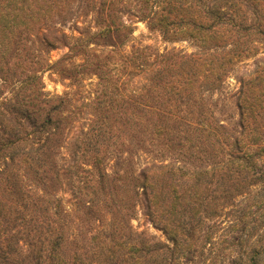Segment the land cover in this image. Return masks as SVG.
I'll return each mask as SVG.
<instances>
[{
  "label": "trees",
  "instance_id": "trees-1",
  "mask_svg": "<svg viewBox=\"0 0 264 264\" xmlns=\"http://www.w3.org/2000/svg\"><path fill=\"white\" fill-rule=\"evenodd\" d=\"M121 2L0 0V264H182L185 255L192 249L196 253L197 247L183 238L176 225L175 208L163 209L154 191V180L168 172L189 181L215 169L225 170L231 181L238 177L246 180L243 184L233 183L226 197L235 214L227 236L240 230L245 239L239 242L241 236L236 241L246 245L244 261L233 259L231 264H264V236L251 240L257 228L264 225V170L257 162L264 156V125L260 124L264 119V63L243 86L241 131L233 138L226 161L215 163L210 171H197L177 158L154 163L135 179L136 197L139 188L148 194L149 221L173 247L137 233L130 224L125 225L122 217L118 221V211L111 209L107 212V227H102L88 245L81 244L80 252L66 254V225L53 218L64 212V202L55 194L63 177L58 160L76 124L82 122L72 165L77 176L86 172L85 167L94 166L104 169L103 176L107 177L104 155H109L114 141L124 137L133 139L132 148L144 153H151L149 139L160 145V139L167 138L163 147L181 153L180 149L186 147L184 141L193 134L196 116L207 122V114L168 106L188 103L197 84L212 80L253 53L236 44H248L254 37L264 44V0H139L132 16L150 31L160 32L165 40L189 39L205 47L231 44L233 49L227 52L231 60L225 64L212 59L214 54L207 48L195 54L177 49L154 54L149 46H134L128 56L131 73L134 77L141 75L143 83L135 84L127 96L122 92L123 81L120 84V78L114 80L104 58L87 50V45H97L99 40L115 47L133 35V20H125L117 9ZM75 3L83 4L84 15H95L97 31L86 32V41L83 35L70 37L62 29L76 14ZM71 40L86 46L75 52L84 57L80 64L69 62L75 49ZM65 48L68 52L52 62L51 52ZM46 72H55L64 82L69 81L66 87L71 89L89 73L95 76L98 81L85 97L88 112L77 110L75 105L80 99L74 98L76 90L49 95L43 81ZM212 127L218 130L221 126ZM78 181L76 200L84 196L83 181ZM258 185L259 190L253 189ZM186 194L188 190L175 194L174 201L179 202ZM240 197L242 200L237 201ZM198 209L193 206V219L200 217ZM133 211L135 216L136 206ZM257 221L261 222L257 225ZM127 231L134 242L126 240ZM221 241L214 238L208 242L210 255L214 254L210 264ZM204 248L202 244L198 250Z\"/></svg>",
  "mask_w": 264,
  "mask_h": 264
},
{
  "label": "rangeland",
  "instance_id": "rangeland-1",
  "mask_svg": "<svg viewBox=\"0 0 264 264\" xmlns=\"http://www.w3.org/2000/svg\"><path fill=\"white\" fill-rule=\"evenodd\" d=\"M138 3H140L139 0H122L119 8H117L124 15L125 20L128 22L133 20L134 32L130 38L123 40L120 44H115V47L106 46L101 40L97 45H87V50L90 53L99 54L104 58L114 80L120 78V84L123 81L125 90L122 92L127 96L135 84L143 83L141 75L134 77L131 73L132 64L128 56H130L134 46H149L151 53L154 54H161L166 50L173 49L181 50L187 54H195L203 53L207 48L214 54L212 59L215 61L226 64L231 60V56L227 53L233 49L231 44L213 43L205 47L189 39L165 40L160 32L150 31L144 22L132 16L137 10L136 4ZM74 9L76 11L75 16L65 26H62V29L70 37L79 38L83 35L84 41H86V32L91 34L97 31L95 15L88 12L84 15L82 3H75ZM84 11L86 12V10ZM254 38L248 44H236V47L247 49L253 53L239 59L231 69H227L225 72L223 70L212 80L197 84L193 98L188 103L183 101L179 105L171 104L168 106L172 110L190 109L207 114V122H203L202 118L196 116L197 124L194 125L193 134L188 137L190 140L184 141L186 147L180 149L181 153L171 152L163 147V144L167 143V138H161L160 145H157L156 142L152 143L149 139L147 146L151 153L149 151L144 153L132 148L133 139L129 140V138L124 137L114 141L116 144L110 147L109 155H104L107 159L104 164L107 177L103 176L104 169L94 166L85 167L86 172L77 176L72 165L78 150L76 139L81 130L82 122L76 124V127L70 132L67 143L61 150L58 160L63 177L55 194L63 200L64 212L58 213L59 215H55L53 218L56 222H64L66 225L65 233L66 239H68L66 254L73 255L80 252L81 244L88 245L87 242L95 237L102 227L106 228L110 220V215L107 212L111 209L118 211V221H121L122 217L126 221L125 225L130 224L137 233H144V236L152 242L159 241L173 247L163 232L149 221L146 215L148 194L144 189L139 188L138 197H136L135 179L143 175L144 170L152 164L168 163L177 158L186 162L188 168L197 171H203L205 168L210 171L215 163L227 160L233 147V138H237L241 131L240 105L243 86L253 76L257 67L264 63V44L259 42L260 40L256 37ZM70 42L72 45L74 44L75 49L73 50L74 56L69 62L80 64L84 57L83 55H75L77 54L75 52L79 48H86V46L77 44L75 40ZM66 52H68L67 48L52 51L50 54L52 62H56ZM43 81L45 91L52 96L63 95L65 92L76 90L74 98L80 99V102L75 105L77 110L88 112L86 109L88 101L85 97H88V93L93 91L98 79L89 73L84 77L82 83L74 89L67 88L69 81L64 82L55 72H46ZM262 88H264V84H262ZM260 90L257 88L258 92ZM124 106L128 107L129 104L126 103ZM260 124L264 125V119H260ZM216 125L221 127L218 130L213 129V127L211 129V126ZM202 130L204 133L200 132ZM126 134H129L128 131ZM191 147L193 148L190 149ZM257 162L264 170V156L257 159ZM242 178L238 177L235 181H231L225 170L215 169L214 172H208L199 179L189 181L179 180V176L173 177L168 172L165 177L159 176L156 181L154 180V191L160 196V204L163 209L173 210L175 208L176 225L183 238L191 242L193 248L197 247L196 253L192 249L191 253L185 255L182 264H210L209 260L214 257V254L210 255L211 252L207 246L208 242L214 238L217 242L221 241L220 238L226 239L227 242H223V240L222 243L220 242V249L217 256L211 260V264H231L233 259H243L242 255L246 245H244V241L243 244L236 241L243 236L242 231L237 230L234 234L227 236L230 222L233 220L232 216L235 214L232 212L231 202L226 199L229 191L233 190V183L243 184L246 181ZM176 179L179 181L176 182ZM78 180L83 181L81 187L84 196L76 200L74 198L76 188L80 186ZM173 187L178 189L174 191ZM253 189L259 190L260 186H254ZM187 190L188 194L185 197L181 198L179 202L174 201L175 194L182 195ZM241 200V197L237 198V201ZM85 205L89 209L83 208ZM134 206H136L135 216H133ZM193 206L199 208L200 217L192 218ZM253 210L255 211V208ZM57 211H59L58 208ZM260 222L255 223L258 225ZM262 236H264V225L257 228L251 240L257 241ZM125 238L128 242L135 241L130 231H127ZM243 239H245L244 236L239 242ZM202 244L206 248L198 250Z\"/></svg>",
  "mask_w": 264,
  "mask_h": 264
}]
</instances>
